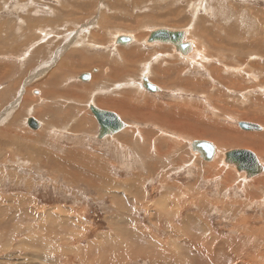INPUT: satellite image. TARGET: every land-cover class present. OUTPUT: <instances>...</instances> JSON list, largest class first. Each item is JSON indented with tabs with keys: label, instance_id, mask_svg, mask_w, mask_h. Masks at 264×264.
<instances>
[{
	"label": "rangeland",
	"instance_id": "374dc122",
	"mask_svg": "<svg viewBox=\"0 0 264 264\" xmlns=\"http://www.w3.org/2000/svg\"><path fill=\"white\" fill-rule=\"evenodd\" d=\"M158 28L187 31L193 53L203 54L157 55L171 47L145 43ZM93 31L114 44L131 36L126 48L148 57L138 78L158 88L144 92L136 82L143 92L127 98L132 113L107 110L126 127L99 140L92 82L77 78L103 71L48 82L67 54L73 67L107 65L97 55L79 61L86 50L119 58L112 42L96 49ZM187 80L202 82L197 95L181 89ZM31 98L46 100L42 113L31 103L19 112ZM0 99V264H264V171L246 178L224 163L226 152L244 149L264 166L262 148L249 141L264 133V0H0ZM143 100L150 110L135 112ZM193 141L211 143L213 159L194 154Z\"/></svg>",
	"mask_w": 264,
	"mask_h": 264
},
{
	"label": "crops",
	"instance_id": "0c3cea01",
	"mask_svg": "<svg viewBox=\"0 0 264 264\" xmlns=\"http://www.w3.org/2000/svg\"><path fill=\"white\" fill-rule=\"evenodd\" d=\"M164 5V4H163ZM190 6V5H189ZM164 7V6H163ZM159 10V9H158ZM157 15L160 17L161 15H160V13L158 14V11H157ZM164 15V14H163ZM249 16H251V15H249ZM171 20H173V19H171ZM125 34V33H124ZM123 34V35H124ZM121 35V34H120ZM106 36V35H105ZM105 36H104V38H102L101 36H100V33L95 37V39L97 40V44L96 43H94V45H95V47H96V49H99V48H101L102 46H105L108 42H112V45L114 46V49H113V51L118 55V53L120 52V51H124V52H126V51H133L134 49H137V50H139L137 53H139L137 56H135V57H132V58H130V61H128L127 63L125 62V59H126V57H122V56H119L118 55V57L119 58H113V57H111V56H108V53L109 52H98V54H92V55H90L91 54V52H89V50H86L83 54H82V56L80 57V59H78L79 61H81V60H90V59H92L93 60V55H97V58H99V60H104L105 61V63L107 64L106 66L105 65H102V66H100V65H97V66H94V65H88V64H91V63H87V64H85V63H83V67L82 68H78V69H80V70H82V71H93V68H98V69H100V70H102L103 72V77L102 78H97L96 77V75H94L93 76V74H97V72H92V73H90V72H84V73H89L90 74V81L92 82V84L90 85V86H86L88 89H90V95H91V97H93V101H94V104H95V106H97L98 108H100V109H103V110H111V111H116V110H118L117 111V113H132L133 111L131 110H129V108H130V106H129V103H130V99H127V98H130L131 97V95H133L132 93V90H133V88L131 87V85H133V84H136V82H137V84H139L142 88H144V86H143V79H144V77H146V78H148L145 74H143L142 75V77L141 78H138V76H139V73H140V71H142V67H148V65H146L145 63V61H146V58H148L147 57V53H145V52H141V50L142 49H140V48H138V47H132V46H130V49H127L126 48V46H117V45H115L114 44V38H113V36H112V34L108 37V38H105ZM94 39V38H93ZM83 48V47H82ZM84 49V48H83ZM85 50V49H84ZM98 51V50H97ZM164 52H163V54H165L164 56L167 58V59H174V56H173V54L171 53V51H170V48H167V49H165V50H163ZM102 53H106V54H102ZM86 54V55H85ZM144 55V57H142V55ZM146 54V55H145ZM172 54V55H171ZM136 55V54H135ZM157 55H159V53H157ZM156 55V56H157ZM84 56V57H83ZM103 56V57H102ZM145 56H146V58H145ZM162 56V55H161ZM123 59H122V58ZM138 57V58H137ZM141 59H140V58ZM158 57V56H157ZM173 57V58H172ZM145 58V59H144ZM143 59H144V61H143ZM96 60V59H95ZM139 60V61H138ZM141 60V61H140ZM161 61V64H163V65H166V64H168V62L169 61H166L165 62V60H162V59H160L159 60V62ZM163 61V62H162ZM110 62V63H109ZM133 62H134V64H133ZM174 62V61H173ZM113 63H115V64H113ZM112 64V65H111ZM126 64V65H125ZM85 65V66H84ZM91 66H93L91 69H90V67ZM116 66V67H115ZM118 66V67H117ZM121 66L122 67H125V68H127L128 69V71H127V69H126V71L127 72H122V69H121ZM120 67V68H119ZM135 67V68H134ZM134 68V69H133ZM78 69H76V71L78 70ZM115 69V70H114ZM120 69V70H119ZM165 69V68H164ZM66 70V69H65ZM97 70V69H96ZM107 70H108V72H107ZM119 70V71H118ZM130 70V71H129ZM146 72L148 73V71H150V69L149 68H146ZM105 71V72H104ZM75 72V71H74ZM73 73V72H72ZM71 73V74H72ZM111 73V74H110ZM116 73H119L118 75L116 74ZM124 73L126 74V75H128V76H125L124 75ZM150 73H151V71H150ZM71 74H68V75H71ZM81 74H83V73H81ZM109 74H110V76H109ZM113 74V75H112ZM132 74V75H131ZM112 75V76H111ZM115 75H117V76H115ZM64 76H65V74H64ZM79 77L81 76V75H78ZM130 76V77H129ZM67 77V76H66ZM79 77L77 78V79H79ZM92 77V78H91ZM115 77V78H114ZM118 78V79H117ZM114 79V80H113ZM139 79V81H141V82H138V81H136V80H138ZM64 80H66V78H64ZM151 84H153V85H155V82H151L150 80H149V78L147 79ZM61 81V79L60 80H57L56 82L58 83V82H60ZM104 81H106V83L104 82ZM116 82V83H115ZM132 82V84L130 85V83ZM15 84V83H14ZM18 84H19V82H18ZM73 83H69V86L70 85H72ZM15 85H17V84H15ZM53 85H55V84H53ZM61 85H63V84H61ZM99 85V87H100V89L99 90H96L95 88L97 87ZM117 85V86H116ZM80 86V85H79ZM84 85H82L81 87H83ZM115 86H116V88H115ZM126 86V87H125ZM155 86H157V85H155ZM55 87V86H54ZM53 87V90H55V88ZM65 88H67L68 87V84L67 85H65L64 86ZM47 88V89H46ZM45 88V90L43 89V94H44V96L48 99V102H50V101H52V99L53 98H50V96L49 95H52V94H50V90H49V88L48 87H46ZM51 88V87H50ZM109 88V89H108ZM123 88H125V89H123ZM106 89V90H105ZM108 89V90H107ZM145 89V88H144ZM143 89V90H144ZM105 90V91H104ZM111 90H117V91H119V92H121V96L119 95V98H118V96H117V98L116 97H112L113 96V94H111V92H113V93H117V92H114V91H111ZM44 91H45V93H44ZM61 91H63V92H71L72 90L70 89V90H66V89H61ZM111 91V92H110ZM123 91V92H122ZM128 91H130V92H128ZM135 91V90H134ZM137 91V90H136ZM145 91H148V90H144V92ZM62 92V95H61V93H60V97H63V93ZM132 92V93H131ZM139 92H143V91H140L139 90ZM148 92H150V91H148ZM30 92L28 91V94H29ZM52 93V92H51ZM126 93V94H125ZM127 93H129V94H127ZM151 93V92H150ZM31 94V93H30ZM56 95V94H55ZM124 95V96H123ZM111 97H112V100H110L111 99ZM121 97V98H120ZM122 97H124V98H122ZM98 98H100V99H98ZM102 98V99H101ZM105 98V99H104ZM108 99V101L110 100V102H108L107 101V99ZM116 99V100H115ZM2 100H4V99H2ZM1 99H0V108H1V106H2V104H3V101H2ZM6 100H8V99H6ZM105 102H104V101ZM42 101H44V102H46V100H44V99H41L40 101H39V103H44V102H42ZM106 101H107V103H106ZM4 102H5V100H4ZM35 102H37V103H35V105H32V107H33V109L31 110L33 113H36L34 110H37L38 109V106L40 105L39 103H38V100H36ZM47 102V103H48ZM114 103V105H113V103ZM148 101L147 100H143V102H141L140 103V105H136V107L137 108H139V110L138 111H136L135 109V107H133V110L135 111V112H137V113H147V110L149 109V104L147 103ZM8 103V102H7ZM23 103V105H22V107L20 108V110H19V112L20 111H23V108H27V107H29V106H25V104L27 103V102H25V101H23L22 102ZM98 103V104H97ZM120 103V104H119ZM104 106H103V105ZM108 105V107H107V105ZM89 105H91V104H88V110H89ZM109 105H111V107L109 106ZM119 105H121V106H119ZM109 107H110V109H109ZM115 107V109H113L112 110V108H114ZM108 108V109H107ZM29 109H30V107H29ZM8 110V109H7ZM6 110V111H7ZM30 111V112H31ZM90 111V110H89ZM0 113H1V111H0ZM4 113V112H3ZM7 113H10L9 112V110H8V112ZM39 113H42L41 112V110H39ZM91 113V112H90ZM125 127H126V124H125ZM97 129L95 130V132H94V134H93V137H95V139L96 140H99L97 137H98V132H99V127H98V125H97V127H96ZM91 134H92V132H89L88 133V136H91ZM105 138H107V137H105ZM119 139L121 140V143H123V144H127V145H129V143H130V136H128V135H126V133H123V135L121 136V137H119ZM109 141H110V139H108ZM118 147H120V144L118 145ZM120 151H122L120 148H118Z\"/></svg>",
	"mask_w": 264,
	"mask_h": 264
},
{
	"label": "water",
	"instance_id": "95a60500",
	"mask_svg": "<svg viewBox=\"0 0 264 264\" xmlns=\"http://www.w3.org/2000/svg\"><path fill=\"white\" fill-rule=\"evenodd\" d=\"M184 31V30H183ZM126 36V35H124ZM184 37V33L180 31H171L168 29H156L153 30L149 35V41H159L169 43L180 49L182 54H185L189 48L188 43H181V39ZM128 37H122L121 42H127ZM185 52V53H184ZM89 74H82L79 79L83 82L89 80ZM144 87L150 92L158 91V88L151 84L146 77L143 79ZM89 110L93 115L97 125L99 127L98 139L105 138L107 136L115 135L123 130L124 124L118 118V116L107 110L97 108L94 105H89ZM27 125L33 130H37L41 124L34 118L29 117L27 119ZM239 126L244 130H261L259 126L248 122H239ZM192 150L200 153L201 158L206 161L213 159L214 147L211 143L206 141H193ZM203 155H205L203 157ZM225 163L233 164L237 171H243L246 178L258 175L264 171V166L259 162L258 158L254 153L249 150L236 149L225 153Z\"/></svg>",
	"mask_w": 264,
	"mask_h": 264
},
{
	"label": "bare ground",
	"instance_id": "6f19581e",
	"mask_svg": "<svg viewBox=\"0 0 264 264\" xmlns=\"http://www.w3.org/2000/svg\"><path fill=\"white\" fill-rule=\"evenodd\" d=\"M256 13H258V12H256ZM253 20V19H252ZM101 27V26H100ZM23 29H24V26H23ZM103 29V28H102ZM158 29H162V28H158ZM163 29H167V28H163ZM168 30H170V29H168ZM153 31V30H152ZM152 31H150L149 32V34H148V36L146 37V39H145V43H147V44H150V45H171V44H169V43H165V42H159V41H152V42H150L149 41V35H150V33L152 32ZM172 31V30H171ZM178 31H180V30H178ZM31 32V31H30ZM72 32V31H71ZM181 32L182 33H184V37L181 39V43H188L190 46H189V48L184 52L185 54H187V56H188V54H190L191 52V54L193 55H191L190 54V56H192V57H196V58H198V55H202L203 54V52H200L199 50H196V51H194V53H193V50H192V46H191V40H188V38H186V35H187V31H183V29L181 30ZM99 33L98 32H96V31H93L91 34H90V36L92 37V38H94L95 39V37L98 35ZM32 34H30V36H31ZM144 35H142V37H143ZM29 37V36H28ZM47 37V36H46ZM122 37H128L129 38V40L127 41V42H121V38ZM32 38V37H31ZM115 38V37H114ZM29 40H31V39H29L28 38V41ZM91 40V39H90ZM27 41V40H26ZM76 41V40H75ZM31 42V41H30ZM89 42V41H88ZM96 42V41H95ZM133 41H132V38H131V36H129V35H127V36H124V35H118L117 36V38H116V40H115V44H118V43H120V44H122L123 46H128L129 44H131ZM71 43V45L72 46H74V45H76L77 43H78V41H76L75 43H74V41H71L70 42ZM25 44H27V43H25ZM97 44V43H96ZM169 46H167V48H168ZM104 48V47H103ZM166 47H165V49H167ZM76 51V50H75ZM139 50H137V49H134L133 51L131 50V51H126V52H124V51H120V56H124V57H126V59L128 60V61H130V58H132V57H135V56H137L139 53H137ZM170 51H171V53H173L172 51H174V52H176V54H179V55H182V56H184L185 54H182L181 53V51H180V49H177L175 46H173V45H171V47H170ZM140 52V51H139ZM159 52V51H158ZM157 52V53H158ZM163 52V51H162ZM161 52H159V55L161 56V54H160ZM165 53V52H164ZM83 54V53H82ZM136 54V55H135ZM166 54V53H165ZM165 54H162V56H164ZM68 56H67V58H68V65L67 66H65V65H63V70H60V72H58V74H53V76L51 77V79L50 80H48V82H52V85H53V83H57L56 81L57 80H59V79H62L63 77H65V76H67L68 74H71L72 72H74V71H76V69H78V68H80L81 66H83V62L82 63H80L79 65H77V67H73L75 64L74 63H71V60H72V58H73V56L72 55H70V54H67ZM142 55V54H141ZM146 55V54H145ZM172 55V54H171ZM178 56V55H177ZM186 56V57H187ZM84 57V56H83ZM103 57V56H102ZM121 57V58H122ZM142 57H144V55H142ZM157 56H155L154 58H156ZM138 58V57H137ZM140 58V57H139ZM145 58H146V56H145ZM144 58V59H145ZM173 58V57H172ZM175 58V57H174ZM123 59V58H122ZM133 59V58H132ZM141 59V58H140ZM144 59H143V61H144ZM177 59H180L179 58V56H178V58ZM146 60H147V58H146ZM189 60V59H188ZM97 61H99V60H97ZM139 61V60H138ZM141 61V60H140ZM174 61V60H173ZM172 61V62H173ZM75 62V61H74ZM88 62V61H87ZM93 62V61H92ZM94 62H95V60H94ZM163 62V61H162ZM171 62V63H172ZM97 63V62H96ZM110 63V62H109ZM126 63H127V61H126ZM77 64V63H76ZM85 64H87V63H85ZM106 64V63H105ZM113 64H115V63H113ZM133 64H134V62H133ZM89 65V64H88ZM112 65V64H111ZM126 65V64H125ZM195 65V64H194ZM256 65V64H255ZM85 66V65H84ZM173 66V65H172ZM116 67V66H115ZM118 67V66H117ZM126 67V66H125ZM125 67H122L121 66V69H122V72H127L128 71V69L127 68H125ZM161 67V66H160ZM252 67H255V66H253L252 65ZM120 68V67H119ZM135 68V67H134ZM133 68V69H134ZM18 69V68H17ZM20 69V68H19ZM67 71H66V70ZM124 69V70H123ZM126 69H127V71H126ZM161 69V68H160ZM79 70V69H78ZM115 70V69H114ZM120 70V69H119ZM118 70V71H119ZM167 71H172V68H169V69H166ZM165 70V71H166ZM130 71V70H129ZM63 74H65V76H63ZM111 74V73H110ZM110 74H109V76H110ZM116 74H119V73H116ZM127 74V73H126ZM125 73H124V75L125 76H128V75H126ZM164 74V73H163ZM58 75H62V76H58ZM113 75V74H112ZM111 75V76H112ZM132 75V74H131ZM115 76H117V75H115ZM89 77H90V75H89ZM130 77V76H129ZM115 78V77H114ZM118 79V78H117ZM56 80V81H55ZM114 80V79H113ZM192 80V79H191ZM165 82V81H164ZM181 82V81H180ZM178 82L179 84H181L180 85V87H181V89L183 90V91H186L188 94L189 93H197V91H199V89H201L202 88V82L199 80V81H196V80H193V81H190V80H187V81H183V82ZM17 83V82H16ZM116 83V82H115ZM130 84H132V82L130 83ZM161 84H163V83H161ZM166 84H169V83H166ZM143 85H144V81H143ZM165 85V84H164ZM173 85V84H172ZM126 87V86H125ZM132 88H135L136 86H135V84H133V86H131ZM116 88V87H115ZM145 88V87H144ZM47 89V88H46ZM109 89V88H108ZM107 89V90H108ZM123 89H125V88H123ZM146 89V88H145ZM45 90V89H44ZM56 90V89H55ZM106 90V89H105ZM104 90V91H105ZM134 90H137V91H139V89L136 87V89H133L132 90V92L134 91ZM111 92V91H110ZM123 92V91H122ZM128 92H130V91H128ZM131 92V93H132ZM157 92V91H156ZM178 92V91H177ZM44 93H45V91H44ZM185 93V92H184ZM53 94V93H52ZM56 94H58V93H56ZM119 94V93H118ZM126 94V93H125ZM127 94H129V93H127ZM55 95V94H54ZM117 95V94H116ZM193 95V94H192ZM197 95V94H196ZM52 96V95H51ZM59 96V95H58ZM124 96V95H123ZM53 98V97H52ZM118 98H119V96H118ZM121 98V97H120ZM122 98H124V97H122ZM98 99H100V98H98ZM102 99V98H101ZM105 99V98H104ZM107 99V98H106ZM110 100H112V97H111V99ZM110 100L108 101V99H107V101L108 102H110ZM116 100V99H115ZM36 100H33L32 98L31 99H26L25 100V102H27L26 104H25V106L27 107V104L28 103H31V105H35V103H37V102H35ZM104 101V100H103ZM107 101H106V103H107ZM105 102V101H104ZM39 103V102H38ZM113 103V102H112ZM193 103V102H192ZM98 104V103H97ZM120 104V103H119ZM103 105V104H102ZM107 105V104H106ZM113 105H114V103H113ZM194 105V104H193ZM104 106V105H103ZM110 107H111V105H109ZM119 106H121V105H119ZM107 107H108V105H107ZM110 107H109V109H110ZM39 109V108H38ZM34 110L36 113H39V110ZM108 109V108H107ZM113 109H115V107L114 108H112V110ZM150 110V109H149ZM152 110V109H151ZM31 111V110H30ZM116 111H118V110H116ZM110 112V111H109ZM153 112V111H152ZM162 113V112H161ZM174 113V112H173ZM182 113V112H181ZM147 115V114H146ZM155 115V114H154ZM36 116V115H35ZM159 116H160V121L161 120H163V117H162V115L159 113ZM149 117V116H148ZM173 117V119H174V116H171V118ZM147 118V117H146ZM145 118V119H146ZM158 119V118H157ZM143 120V119H142ZM145 121V120H144ZM176 121H177V125H179V121L176 119ZM122 122V121H121ZM169 122V121H168ZM123 123V122H122ZM124 124V123H123ZM168 124V123H167ZM176 124V123H175ZM176 126V125H175ZM82 128V127H81ZM125 128V124H124V127H123V129ZM183 129H184V126H183ZM17 136V135H16ZM227 138V140H230V141H234V142H242V141H238V139L236 138V137H226ZM234 138V139H233ZM251 139H249V141H251V142H253L254 143V141L255 142H258L259 143V149H260V147L262 148L261 149V152L264 154V148L262 147L263 145H264V133L263 134H259V135H256V136H251L250 137ZM261 138H263L261 141H260V139ZM27 139V138H26ZM247 138H245V140H246ZM244 140V141H245ZM247 141V140H246ZM249 141H247V142H243V143H240V145H244V148L246 147V146H249L250 144V142ZM152 142V141H151ZM253 143H251V144H253ZM221 144H222V146H223V144L224 145H227L228 144V142H221ZM213 146V145H212ZM220 146V145H219ZM242 147V146H241ZM257 147V146H256ZM33 148V147H32ZM248 148V147H247ZM192 149V148H191ZM221 150V149H220ZM193 151V150H192ZM158 152H159V150H158ZM194 152V154L195 153H198L199 155H200V153L199 152H197V151H193ZM214 153H215V148H214V151H213V157H214ZM161 154V153H160ZM205 155H203V157H204ZM157 157V156H156ZM201 157V156H200ZM217 157V156H216ZM203 159V158H202ZM91 161V160H90ZM216 161V160H215ZM225 163V162H224ZM228 164V163H227ZM216 165V164H215ZM229 165V164H228ZM212 167H213V165H212ZM206 169V168H205ZM214 169V168H213ZM210 171V170H209ZM263 174V173H262ZM241 175V174H240ZM207 178V177H206ZM92 179V178H91ZM242 180H244V179H242ZM245 182V181H244ZM75 185V184H74ZM161 206H162V204H161ZM255 233V232H254ZM263 233V232H262ZM253 234V233H252ZM206 237H207V234H206ZM209 239V238H208ZM212 239V238H211ZM213 240V239H212Z\"/></svg>",
	"mask_w": 264,
	"mask_h": 264
}]
</instances>
